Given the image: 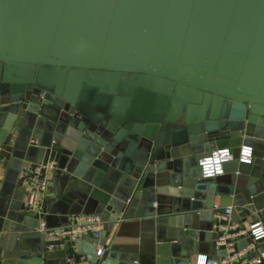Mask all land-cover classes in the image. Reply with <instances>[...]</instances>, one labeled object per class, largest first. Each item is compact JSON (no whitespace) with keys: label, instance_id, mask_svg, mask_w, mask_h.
<instances>
[{"label":"water","instance_id":"obj_1","mask_svg":"<svg viewBox=\"0 0 264 264\" xmlns=\"http://www.w3.org/2000/svg\"><path fill=\"white\" fill-rule=\"evenodd\" d=\"M14 137L8 198L21 210L24 162L54 156L50 213L74 204L105 223L74 242L92 263L99 245L103 264L226 257L217 197L233 222L243 207L264 223V0H0V160ZM224 148L234 161L204 178L200 160ZM21 218L0 215L4 264H68L69 241L61 262L42 247L47 208Z\"/></svg>","mask_w":264,"mask_h":264},{"label":"built area","instance_id":"obj_2","mask_svg":"<svg viewBox=\"0 0 264 264\" xmlns=\"http://www.w3.org/2000/svg\"><path fill=\"white\" fill-rule=\"evenodd\" d=\"M234 161L233 153L230 149H218L212 152L209 157L200 160V166L203 170L204 178H216L224 174V165ZM239 162L251 163L252 149L243 147L238 159ZM55 163L52 160L42 164H30L20 169L17 186L23 192L22 209L25 213L33 212L41 214L43 200L47 189V184L55 170ZM215 205L214 217L216 232V245L218 249H224L227 252L226 257H213L199 255L198 264H239V260L248 256L256 249L257 245L264 241V223L254 222L248 229L241 227L237 222L231 219L232 208L227 207L223 213ZM105 226L100 215L88 214L73 216L71 223L63 228L48 229L45 222L39 225L40 232H49L50 235L63 245L66 241L91 237L99 238ZM249 236L253 243L243 250L238 249L239 240L242 237ZM56 245H50L54 249ZM106 249L100 248L97 251V257L103 258ZM68 264H92L87 258L77 255L68 256ZM264 262V252L260 253L258 258L252 261V264H261Z\"/></svg>","mask_w":264,"mask_h":264},{"label":"crops","instance_id":"obj_3","mask_svg":"<svg viewBox=\"0 0 264 264\" xmlns=\"http://www.w3.org/2000/svg\"><path fill=\"white\" fill-rule=\"evenodd\" d=\"M34 143L37 144V142L35 141ZM15 145H16V137L13 138L10 146L8 147L6 152L2 153V159L0 160V215H3L5 217L6 222H8V218L12 219V220H19L22 219V214L25 213L22 209V204H21V210H16L15 206H18V203L20 204V195H16V194H12L10 195V197L8 198V192L5 189V184L8 180V178L10 177V160L12 159L13 155L17 152H15ZM30 159L32 160H36V161H40L42 159V154L39 151H34L31 155H30ZM49 160H54L57 161L56 158L54 156H52L51 154H47L42 163L47 162ZM30 164H34V163H30V162H24L23 166L26 165H30ZM22 166V167H23ZM232 169H230V172H232L233 167H231ZM224 175V174H223ZM11 177H13V175H11ZM50 183H49V187H48V193L47 195H45L44 197V201H43V206L45 208H47L49 210V225H50V230L51 229H57V228H63L68 226L71 223V219H72V214L73 212H76L79 210L78 206L76 205H72L71 208H67L64 211H69V213H63V212H58V213H53L51 214L50 211L57 207L58 203H60V198H59V194L61 192V184L59 181L57 180H53L50 177ZM20 190L18 188V186L16 187L15 191ZM20 197V198H19ZM221 197H217L216 198V205L220 208V203H221ZM62 203V202H61ZM63 204V203H62ZM63 206V205H62ZM232 208L233 211V207L229 206ZM61 208V207H60ZM236 211L238 213V216L240 217V220L237 222L241 227L248 229L250 227V225H252L254 222L260 221L262 222V220L256 216H250L247 217V213L245 211V209L243 207H237ZM214 217V216H213ZM235 216L233 217V220L235 221ZM215 220V217H214ZM44 222V220H40L41 222ZM39 231V230H38ZM40 232V231H39ZM41 233V244L42 247L44 249V251L48 252V253H52L54 254V259L57 262H61V253L62 251H64L65 247H66V242L63 243V245L61 243H59L57 240H55L50 233L47 232H40ZM247 238H251L249 236L246 237H242L239 242L241 240L247 239ZM76 240V239H75ZM75 240H69L70 244H69V255H77V256H82L87 258L84 255H80L78 253V245H76L74 242ZM111 238L107 241V244L110 243ZM239 244V243H238ZM50 245H56V247L54 249H50ZM251 244H249L248 246H250ZM247 246V247H248ZM260 252L263 253L264 252V241L260 242ZM100 248H104L106 249V254L103 258H98L95 263L92 264H103L104 260L107 256V252H108V248L107 246H98V249ZM98 251V250H97ZM253 251H255V249H253L248 256H244L239 260V264H252V261L257 257H251ZM201 255H206V254H201ZM5 260L0 259V264H4Z\"/></svg>","mask_w":264,"mask_h":264}]
</instances>
